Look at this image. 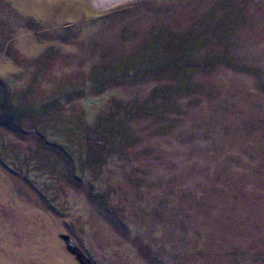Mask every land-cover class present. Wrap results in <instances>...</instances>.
Here are the masks:
<instances>
[{"label": "rangeland", "instance_id": "1", "mask_svg": "<svg viewBox=\"0 0 264 264\" xmlns=\"http://www.w3.org/2000/svg\"><path fill=\"white\" fill-rule=\"evenodd\" d=\"M0 264H264V0H0Z\"/></svg>", "mask_w": 264, "mask_h": 264}, {"label": "bare ground", "instance_id": "2", "mask_svg": "<svg viewBox=\"0 0 264 264\" xmlns=\"http://www.w3.org/2000/svg\"><path fill=\"white\" fill-rule=\"evenodd\" d=\"M101 1V3H111V2H113V3H115V2H118V1H121V0H100Z\"/></svg>", "mask_w": 264, "mask_h": 264}]
</instances>
